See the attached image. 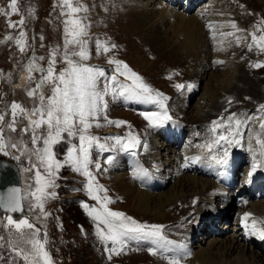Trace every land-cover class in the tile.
Masks as SVG:
<instances>
[{
    "label": "rangeland",
    "instance_id": "obj_1",
    "mask_svg": "<svg viewBox=\"0 0 264 264\" xmlns=\"http://www.w3.org/2000/svg\"><path fill=\"white\" fill-rule=\"evenodd\" d=\"M165 1L168 3L169 8L175 7L177 10H185V17L198 16L203 10H200V8L206 7V9L209 8L211 10L213 5L216 6L214 7L215 10H221L222 17H229L236 26L233 29H225L226 31L224 30L223 32L230 34V29L233 30L226 46L229 52L228 59L233 56L232 59L235 60L236 64L241 63L243 65L242 70L245 73L250 74L249 76L259 81V83L262 81V84L260 83L258 86H263L260 87L263 92L245 91L239 96L233 92H229L230 94L225 92L223 97L218 100L220 108L214 110L205 118L202 116L200 122L194 123L197 120L196 117L200 116L197 112L198 109H203L202 112L205 114L206 110L211 107L212 102L216 99L211 100L205 89L207 86L211 87L209 85L211 73L219 72L220 67V63L217 62V60L219 61L218 51L214 47L216 40L211 39L209 35L211 30L208 28L211 23H207L206 27L208 28L200 31L194 24L187 27L188 33H192V50L189 52L187 59L180 58V56L177 57L178 53L188 49L189 41L185 30L182 29L183 24L180 21V16L165 18L164 15H161L160 8H149L143 15V25L140 27L137 26L136 12H139L142 7L135 4L133 0H78V3L87 9L78 14L80 18L83 17L81 19L82 21L84 20L83 23L86 25L87 33L82 38L86 41L83 47L89 57L84 63L94 68L103 69L106 76L102 80L116 75L118 82L114 86L117 89L123 84H130L131 81L125 75L117 73V65L110 63V61H122L127 64L133 72L142 77L144 83L150 86L153 90V95L156 92L162 94L160 98L164 99L167 114L171 117V120L165 121L161 124L162 126H155L157 127L155 130L153 129L154 125L145 119L143 113L159 112L163 115L164 109H161L158 104L126 99L125 97L113 96L109 93L106 97V113L98 121L100 126H95L96 122L94 121L93 127L88 131V135L98 138L99 143L105 144L108 149H112L115 145V150L102 151L94 145L90 151L91 163L89 170L95 177L96 184L103 186L107 190L106 193L103 191L99 192V195L101 197L106 195L111 199L112 202L107 205L108 208L123 212L126 216L132 217L141 224L164 226L162 234L168 241L180 243V239L185 238L182 233L187 234L185 231L191 229L196 231L202 226L204 230L199 232V234L192 233L193 241L191 247L194 246L195 249L192 248L191 252L198 255L200 248L208 252L210 249L209 243L213 240L216 239L218 241L227 236L231 238L238 227L239 215L243 208L239 207L237 203L239 197L234 195L226 197L225 193L232 189L230 185L227 187L223 186L226 192L212 199L214 203L196 198L191 200V202L193 201L192 203L188 200H186L187 202L181 200L177 201L178 203L175 202L174 205L168 206L166 204L160 208L159 196H155L149 199L147 211L144 212L138 208V201L135 200V197L141 187L144 186L147 189V186L138 184L137 180L139 179L131 175L130 166L126 170L120 169L123 173L126 172L128 174L125 175L122 181L117 184L113 183L111 179L112 172L119 170H113L112 164L116 161V158L121 156L127 157L122 159V163L128 162L130 157L135 160L142 159L144 163H151L148 150L144 147L145 142L151 134L156 135L158 133L159 138L161 130L170 126L171 123L182 125L183 135L179 139L182 142L180 148L176 147V144L172 146L166 140L170 147H175L176 151L179 152L182 147H185L186 139H190L187 133L189 132L188 128L196 127L198 132L192 137L193 143L197 145L205 140L202 137V132L213 134L215 139L219 134L227 135L228 133L225 129L229 124L228 117L232 113H235L236 119L241 121L250 118L249 123H254L252 121L256 120H259L258 122L260 123L264 119V109L261 107V105H264V67H253L258 62H264V50H261L252 41V33H255L257 37L264 35V0ZM73 2L76 4L77 0H73ZM9 3L10 0H0V9H4L3 12H0V114L6 113L5 123L11 120L10 105L13 101L20 103L25 109L34 107V100L27 95V92L35 87L42 74L33 72L31 75L35 79H22L26 75V65L30 58L35 56V63L46 68L50 54L55 48L59 53L55 65L56 72L59 73V71L68 66L62 58V54L65 51L64 21L67 17L61 15V0H17V12L15 13L11 12ZM95 10L97 15L94 14ZM219 17L221 16L218 14ZM21 18L25 21L23 30L27 33L26 50L24 52H21L16 44V38L19 37V31L21 30L18 24ZM91 20L92 22L94 21L93 24H91ZM10 24L16 26L10 27ZM200 33H202V36H200ZM219 33L217 32V34ZM9 36L13 37V39H7ZM249 44L252 45L251 50H249ZM112 45H115V47H112ZM105 47L108 48V51H104ZM68 51H79V48L70 45ZM39 57H44V60H40ZM121 71H124L122 66ZM202 71L203 74L201 75ZM8 74L11 75L9 76ZM177 84L185 85V87L178 89L176 87ZM187 85L192 87L189 88ZM44 91L46 95H51L50 88L46 87ZM222 117L223 125L218 129L217 133L212 132V122L218 121ZM108 121H124V123L117 125L108 123ZM27 122L26 117H17V130L5 136V143L10 144L14 141L18 147H5L0 150V155L14 158L19 163L23 175L24 190L35 191V169H32V165L36 164L42 174L46 175V173L34 156L31 160L29 159V154L33 149L31 134L25 135L20 131L21 128L27 125ZM232 126L234 128L235 121H232ZM150 131L151 134H149ZM240 133H243L242 129H240ZM132 136L137 137L141 141V144L135 148L136 151L133 149L121 150L120 146L116 145L115 137H120L126 142ZM241 137L239 136L237 139L241 140ZM163 139L166 138L164 137ZM163 139L160 141H163ZM168 139L176 141L174 137ZM189 142L191 144V141ZM189 142H187V145H189ZM74 143L78 145V139L67 138L65 134V139L55 145L53 149L57 159L63 162L66 158L67 149ZM25 145H27V148H25ZM200 145L204 144L201 143ZM133 152H135V155H133ZM178 152L176 155H180ZM109 155L114 158L112 163L107 162ZM16 157H19V159ZM242 161L239 164L240 170L238 171L239 179L236 180L237 184L241 183L244 179L243 177H245V168L248 166L249 159L244 158ZM156 163L159 165L161 162L157 161ZM96 164L100 165L99 170L95 167ZM161 164L164 166L161 176L168 182L162 184L161 177L157 175L158 177L156 176L155 179L158 181L160 190L158 191L150 186L147 191L143 189L153 196L164 193L171 194L170 191L178 189L174 185L179 179L175 177L178 173L174 171V166L166 165L165 163ZM148 165L153 169L155 164ZM125 167L127 166L125 165ZM26 169L32 170L25 171ZM152 169H150V172ZM168 169L173 173L172 176L171 174H166ZM160 173L161 171H159ZM168 177H172L170 181ZM261 180H264V176L258 181ZM86 182L87 177L82 173L74 171L68 165L63 166L54 181L55 186L47 189L48 192H55L56 195L44 200V211L49 213L46 217H43L38 208L28 211V201L25 200L27 214L30 219L38 227L41 226L43 228V230L41 229L42 234L46 233L45 248L50 253L53 264H159L160 261L154 259L155 257L152 254L160 255V252V256L166 259L174 256L172 252L160 251L153 240L129 241L118 254L117 252L106 251V247L109 249L112 247L111 242L100 239L97 235V221L89 215L90 208L99 207L102 201L98 202L89 196L86 190ZM130 183H133L134 187L138 188L133 196H129L128 193ZM85 204H88L89 208H85ZM195 205L197 209H193L186 214L187 210L190 207H195ZM202 206L215 208L222 212V216L223 214L224 216L222 218H214L207 211L206 214H203ZM245 209L249 210V207ZM37 216L41 218L38 220L36 219ZM5 223L6 220L0 215V237H4V240L0 241V244L4 245L0 247V256L3 257L0 259V264H13V259L16 260V264H23V261L19 260L18 257H14V254L7 247L6 242L11 238V234L15 230L6 228L4 226ZM100 227L103 228L104 225L101 224ZM220 232H223V234ZM225 232L227 236L224 234ZM240 242L245 245V257L249 259L254 247H250L243 241ZM160 244H163V242L161 241ZM173 245L174 243H171L163 247L169 249ZM150 249H155V252L150 251ZM145 250L152 254H143ZM187 251L189 253L185 252L184 257H190V250L187 249ZM214 251L217 250L215 249ZM109 255H111V259H109Z\"/></svg>",
    "mask_w": 264,
    "mask_h": 264
},
{
    "label": "snow or ice",
    "instance_id": "obj_2",
    "mask_svg": "<svg viewBox=\"0 0 264 264\" xmlns=\"http://www.w3.org/2000/svg\"><path fill=\"white\" fill-rule=\"evenodd\" d=\"M9 8L12 13L17 12V0H10ZM61 15L67 17L64 21L65 32V51L62 54L63 60L68 65L63 68L59 73L56 72L55 65L57 62L58 50L53 49L50 54L48 66L45 68L42 65L35 63L36 57L30 58L26 65V75L22 79H35L31 74L33 72H40L38 82L35 87L27 92V95L34 100V107L31 109H25L20 103L13 101L10 105L11 120L5 123V115L0 114V150L5 147L17 148L18 145L13 141L10 144L5 143V136L10 132L17 130V117L23 116L27 118V125L20 129L25 135L31 134V145L33 146L32 152L29 154V159L34 156L41 165L46 175L41 173L39 167L36 164L32 165V169H35V191L26 189L22 192L20 188H12L9 190L7 196L0 195V210L4 212L15 214L23 213L25 211L24 201H28V211H32L38 208L43 214V217L49 215L44 211V200L50 196H55V192H48L47 189L55 186V179L59 170L68 165L78 173H82L87 177L86 190L89 196L96 201H102L99 207H91L89 215L97 221V235L102 241L111 242L112 247L109 249L106 247V251L118 252L122 250L129 241L132 240H153L157 243L163 242L161 246L174 243L168 241L162 234V225H148L137 222L132 217L126 216L125 213L120 211H114L108 208V204L111 203V199L106 195L101 197L99 192L106 193V189L103 186L96 184L95 177L89 170L90 151L93 146H97L102 151L115 150V145L112 149H108L105 144L99 143V139L88 135V131L95 126L99 127L98 123L100 117L106 113L107 101L106 97L111 93L113 96L119 95L126 99H134L143 101L145 103L158 104L161 109H164L163 115L159 112H144L143 115L146 120L152 125L163 124L165 121L170 120L171 117L167 114L166 107L164 105V99L160 98L161 93L156 92L153 95V90L149 85L143 82L142 77L133 72L127 64L122 61H110L117 65L116 72L120 75H125L130 84H123L117 89L114 85L118 82L117 76L102 80L106 76V73L101 68H94L86 63L88 57L87 51L83 45L86 43L83 37L87 35L86 25H84L82 19L79 17V13L86 11L87 9L78 3L74 4L73 0H61ZM67 9V11H65ZM4 9H0L3 12ZM24 19L18 22L20 26L19 37L16 38V44L19 46L21 52L26 50L27 33L23 30ZM10 27L16 25L10 24ZM233 27L235 24L233 23ZM7 39H13L9 36ZM252 41L257 47L264 50V35L257 37L255 33H252ZM78 47L79 51L69 52V46ZM115 47V45H112ZM252 45L249 44V50ZM104 51H108L105 47ZM75 57V59H74ZM40 60H44V57H39ZM221 63V61H218ZM121 66L124 71H121ZM253 67H264V62H258ZM9 76L11 74H8ZM50 88L51 95H46L44 89ZM178 89H182L185 85L177 84ZM187 87H192L187 85ZM264 108V105L261 106ZM250 118H246L244 121L236 119V114L232 113L228 117V127L225 131L228 133L219 134L217 139L212 141V144H219L226 142L227 144H239L240 140L237 139L241 135V126H247ZM232 121H235V127L232 126ZM108 123H115L117 125L123 124L124 121H108ZM211 131L218 132V129L223 125V117L218 121L212 122ZM261 129H264V119L260 124ZM7 129V132H6ZM67 138H76L79 144H73L67 149L66 158L62 162L57 159L54 152V146L58 145ZM116 145L120 146L121 150L135 149L141 144V141L132 136L126 142L120 137H115ZM257 143L262 141L257 138ZM146 148L147 145L145 144ZM209 148L212 145H208ZM27 148V145H25ZM135 155V152H133ZM19 159V157H16ZM113 157L109 155L107 162L112 163ZM219 163L227 164V151H225L223 157L218 160ZM95 167L99 170L100 165L96 164ZM257 163L254 161L252 171L249 172V176L252 172H255ZM32 169H26L25 171H31ZM144 170L138 171L137 175H142ZM34 201V203H33ZM85 208H89L88 204L84 205ZM7 215L5 227L14 229L15 232L11 234V238L7 240V247L14 254V257H18L23 261V264H53L50 253L45 248L46 233L41 236V228L38 227L29 216L24 215L22 218L15 219L13 215ZM250 214H245V220ZM37 216L36 219H40ZM103 224L104 227H100ZM245 227H248L245 224ZM255 229V222L252 225ZM262 239H264V229L256 230ZM4 237H0V241H3ZM4 245L0 244V247ZM118 246V247H117ZM155 252V249H150ZM3 257L0 256V259ZM111 259V255H109ZM13 264H16V260L13 259ZM170 264H180L178 258L173 257Z\"/></svg>",
    "mask_w": 264,
    "mask_h": 264
},
{
    "label": "bare ground",
    "instance_id": "obj_3",
    "mask_svg": "<svg viewBox=\"0 0 264 264\" xmlns=\"http://www.w3.org/2000/svg\"><path fill=\"white\" fill-rule=\"evenodd\" d=\"M133 1L135 2V4H138V6L142 7L141 9H139L140 11L136 10V11H139V12H136L137 26L141 27V25H143L142 24L143 15L145 11L148 10L149 8H152V9L155 7L160 8L161 15H164L165 18L166 17L169 18L172 16L181 17L180 21L183 24L182 29L185 30L189 41L187 45L188 49H186L184 52L178 53L177 57L180 56V58L187 59L189 52L192 50L191 49L192 33L191 32L188 33L187 27H190L192 24H194L200 31L201 29L208 28L206 27L207 23H211L210 27L208 28L209 30H211L209 32V35L211 36V39L216 40L214 42L216 43L214 47H215V50L218 51L219 61H221V63L219 67V72L211 73L210 83H209L211 87L207 86V88L205 89H206V92H208L209 98L211 100L215 98L216 99L215 101L212 102L211 107L206 110L205 114L202 112L203 109H198L197 112L198 114H200V116H197V117L195 116L197 120L194 123L200 122V120L202 119L201 118L202 116L203 118H205V116L210 115L214 110H217L218 108H220V106L218 105V100L221 97H223L225 92L226 94L227 93L230 94L229 92H233V93H236L238 96L245 91L255 92V93L263 92L261 91L262 88L260 89V87H263V86L262 85L260 87L258 86V84H260L262 81L259 83V81L254 80L253 77H250L249 76L250 74L245 73L242 70L243 65L241 63L236 64L235 60L232 59L233 56L231 59H228L229 52L226 49V46H227V43L229 42V37L233 31L231 29H233L234 22L231 21L229 17H226V16L222 17L221 10L214 9V7L216 6L213 5L211 10H209V8L206 9V7L200 8V10L203 9L200 15L195 16V17H185L186 16V13L184 12L185 10H177L175 7L169 8L168 3L165 0H136V1L133 0ZM259 1H263V0H259ZM87 8L89 7L87 6ZM95 12L96 10L94 11V14H96ZM218 14L221 17L218 18ZM140 15H142V17H140ZM216 15L217 17H215ZM93 22L91 24H93ZM228 28H231L230 29L231 33L230 34L223 33L224 30L225 29L227 30ZM214 30H216V32H214ZM217 32H220V33L217 34ZM200 36H202V33H200ZM200 74L202 75L203 71ZM258 121L257 120L252 121L254 123H249L247 126H243V125L241 126L240 129H242L243 131H248V132L246 134L243 133L242 135L243 138L242 139L240 138L241 144L235 145V146L231 144H228V145L223 144L222 142L219 144L213 145L212 141L215 139L214 135L204 133V132L201 133L202 137L205 138V140L201 141V143L204 145H200L201 143L195 145L193 143L192 136L195 135L196 132L198 131L196 130V127L188 128L189 132L187 133L190 139H186V141L187 142L191 141V144L194 146L192 148V145L190 144V142H189V145H187V142H186L184 145L185 147H182L180 153L176 151L175 147H170L169 144L166 142V139H163L164 137L171 138L172 135L178 134L179 137L177 139L179 141L180 136L183 135L182 125H180L179 123H175V124L171 123L170 124V126H172L171 128L170 126H167L166 128L161 130V133L159 134V138H158V133L154 135V134H151V131H150L149 134L151 135L149 139L145 142V144L147 145L146 148L148 150L149 161H151V163H148V162L147 163L151 165L155 164L153 169L147 163H144L142 159L135 160L133 159V157H130L128 162L125 161L122 163L121 162L122 159H125L127 157L124 158V156H121V157L116 158V161L112 164L113 170L114 169L119 170L117 172L116 171L112 172L111 179L113 183L117 184L118 182L122 181L123 178H125V175L128 173L126 172L123 173V171H120V169L126 170L130 166L132 170L130 173L131 175H134L136 178L139 179L137 180L139 182V183L137 182L139 185L144 184L147 186V189L149 186L154 187L158 191L160 189L158 188V181H156L155 179L157 175L161 177L160 180L162 184L163 183L166 184L168 182L166 179H164L163 176H161L162 169H164V166L161 163L174 166V171L178 173L177 176L175 177L179 178L178 181L174 184L175 188L176 187L178 188L177 190L173 189L172 191H170L171 194L164 193L162 195L156 194L154 196L148 194L146 192L147 189L144 186L138 190L135 200L138 201L137 203L139 206L138 208L142 209V211L144 212L147 211L149 199L155 196H159V201H160L159 207L160 208L164 207V205L166 204H168V206L174 205L175 202L181 201V200L182 201L188 200L191 202L192 199L194 200L197 198L200 200L212 201V199H214L216 196L221 195L222 193L226 192L223 186L227 187L229 185H230V188L232 189L228 190L227 188L228 192L225 193L226 197L228 198V196H232V195L239 197L237 203L239 207L243 208V210L239 215L238 220L240 221H239L238 227L235 229V232L231 238L230 236L228 238L225 232L224 234H226L227 236L226 238L220 239L218 241L215 239L211 243H209L210 249L208 250V252H206L204 249H201V248L198 251L199 253L198 255H195L194 252L193 253L191 252V249L194 248V246L191 247V243L193 241L192 233L195 232V234L196 233L199 234V232L204 230L202 226L196 231L195 229H191V230L185 231L187 234L182 233L184 234L185 238L180 239L181 240L180 243H178L177 241H173L174 245L169 249L161 246L162 244H160V242L154 243L155 246L158 249H160V251L162 250L173 251L174 254L177 255L176 258L179 259L180 264H263L264 246L262 245L261 242L258 241V239L261 240L262 238L259 234V231H256L259 229H264V198H263L264 180L258 181L264 176V173H262L264 172V129H261V127L259 126L261 122L259 123ZM159 126H162V125H159ZM157 127H154L153 129L156 130ZM257 138H259L262 141V143H257ZM161 139H163V141H160ZM177 144H180L178 147L180 148L182 145V142L179 141L177 142ZM208 145H212V147L209 148ZM220 145H224L228 149L230 148V150L227 151V161H228L227 164H222L218 162V160L221 157H223V156L218 155V151H219L218 146ZM237 146L239 147L237 148ZM177 152L180 155H176ZM224 153L225 152H220V154H224ZM181 154L184 159V163L182 164V166H180ZM244 158H248L249 163H248V166L245 168V177H243L244 179L242 178L243 179L242 182L237 184L236 180L239 179L238 171L240 170L239 164ZM157 161L161 163L157 165L156 163ZM254 161L257 163V168L255 172H252V175L249 176V172L252 171V166H253ZM125 165L127 167H125ZM141 169L144 170V173L138 176L137 173ZM150 169H152L151 171L152 173L150 172ZM183 169H185V171H183ZM159 171H161L160 174H159ZM166 174L168 175L171 174L172 176L173 173H171L170 169H168ZM171 178H169V181L171 180ZM218 178H221V180H218ZM224 179L226 180V182H224ZM129 187H130L128 189L129 196H133L134 193L137 192L138 188L134 187L133 183H130ZM200 188L202 189L197 191ZM143 189H145L146 191H144ZM196 205L195 207H190L187 210L186 214L193 209H197ZM212 207L210 208L209 206H202L203 214H206V211H207L209 212V214L214 216V218H222L224 216V214L222 216V212ZM248 207H249V210H246L245 208H248ZM246 213L250 215L245 220ZM253 222H255L256 230H254L252 227ZM245 224H247L248 227H245ZM220 233L223 234V232H220ZM175 239H178V238H175ZM240 241L245 242V244L249 245L252 248L254 247L253 253L251 252L249 259H246L245 248H244L245 245H242L243 243L241 244ZM187 249L190 250V257H184L185 252L189 253ZM215 249L217 251H214ZM178 250L180 251L179 256L177 253ZM143 254L147 255V254H152V253L145 250ZM159 254L161 255L160 252ZM160 255L152 254V256L155 257L154 259L160 261L159 264H170V261L172 260L171 257H168L166 259L165 257L160 256Z\"/></svg>",
    "mask_w": 264,
    "mask_h": 264
},
{
    "label": "water",
    "instance_id": "obj_4",
    "mask_svg": "<svg viewBox=\"0 0 264 264\" xmlns=\"http://www.w3.org/2000/svg\"><path fill=\"white\" fill-rule=\"evenodd\" d=\"M12 188H20L22 192L23 178L22 170L17 161L14 158H8L0 155V195L7 196L9 190ZM25 211L23 213H7L0 210V215L6 220L7 215H13L15 219L22 218V216L27 215V208L24 201Z\"/></svg>",
    "mask_w": 264,
    "mask_h": 264
}]
</instances>
